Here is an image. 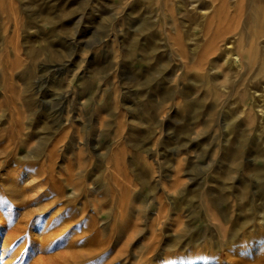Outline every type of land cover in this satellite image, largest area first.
Masks as SVG:
<instances>
[{
    "label": "rangeland",
    "instance_id": "rangeland-1",
    "mask_svg": "<svg viewBox=\"0 0 264 264\" xmlns=\"http://www.w3.org/2000/svg\"><path fill=\"white\" fill-rule=\"evenodd\" d=\"M212 1L0 0L1 264H264V0L204 69Z\"/></svg>",
    "mask_w": 264,
    "mask_h": 264
},
{
    "label": "bare ground",
    "instance_id": "bare-ground-1",
    "mask_svg": "<svg viewBox=\"0 0 264 264\" xmlns=\"http://www.w3.org/2000/svg\"><path fill=\"white\" fill-rule=\"evenodd\" d=\"M191 1L193 2V0H190V2ZM213 1H212V3H213ZM219 1H220V4L217 5L215 14L214 15L212 14L213 17L209 18L208 22L206 23V30L204 33V36H205L204 39H205V42L207 44L205 43L206 46L204 44L205 50H204L203 58H202V63H203L204 69H206V67H209L210 65L215 66L213 64H216L217 61H220L222 64H226V65L228 64L229 66H235L236 68H242L241 67L242 56L238 54V51H244L245 52V50L246 51L251 50L250 48L252 47L251 40L249 41V44H248V40L246 39L247 37H244V35L242 34L243 29H244V31H245V29H247L246 25L248 23L249 24L248 26H252L254 31H255L253 38L257 42L260 40L263 41L264 40V38H263V36H264V13L261 11V9L259 7H257L258 8V9H256L257 15L252 17L250 22L249 21L247 23H246V21L244 23L242 22L243 23L242 26L238 27L239 25L238 26L236 24L234 25L235 20H233L234 22L231 23L232 25H230V22L228 20L232 21V19H233L231 17L232 15H230V18H232V19H229L228 13H226L224 10L225 7L227 5H229L228 4L229 0H219ZM240 3L242 4L243 0ZM239 4H237V5H239ZM229 6H228V8H229ZM239 6H236V7H239ZM231 7H230V9H231ZM238 10L239 9H237L236 12ZM236 12H235V14H236ZM236 15L238 17V14H236ZM237 23H239V21ZM211 30L214 32H212ZM255 92H258V88L253 90V93H255ZM249 99H250V101H249L248 107H246V106L244 107V104H242L243 107H242L241 112L247 116L250 115L252 118L259 120L260 122H263V120H264V104H258V102L256 101L257 99L255 97H253V98L250 97ZM234 170H235V168H231L230 170H228V172L229 173H235L236 170L235 171ZM254 172H257V170L254 169ZM225 174H227V173H225ZM11 186H9V188ZM7 192H8V195H12V193H13V195L15 193L17 194L14 196L13 195L8 196V197H10V201H14V202L17 201L22 195V191H13L12 190V191H7ZM5 199H6V197H3L0 195V215L11 214V212H9V211H6V212L2 211V207L4 206V204L6 202ZM0 226H1V223H0ZM10 233L11 232H4L3 228H0V240H1L0 241V254H1V256L6 255L5 254L6 253L5 247H6V244L9 243V240H10L9 234ZM1 256H0V258H1ZM1 262H2V259H1ZM1 262H0V264H1Z\"/></svg>",
    "mask_w": 264,
    "mask_h": 264
}]
</instances>
